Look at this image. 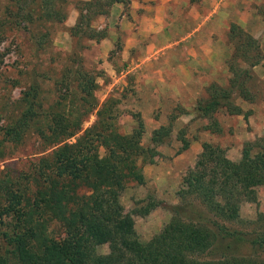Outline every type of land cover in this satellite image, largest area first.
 Here are the masks:
<instances>
[{
  "label": "rangeland",
  "instance_id": "1",
  "mask_svg": "<svg viewBox=\"0 0 264 264\" xmlns=\"http://www.w3.org/2000/svg\"><path fill=\"white\" fill-rule=\"evenodd\" d=\"M47 2L52 20L43 0H0V179L87 140L78 183L110 187L135 238L200 226L214 245L199 258L264 262V249L215 236L264 234V0ZM33 88L40 129L53 111L81 131L6 142Z\"/></svg>",
  "mask_w": 264,
  "mask_h": 264
},
{
  "label": "trees",
  "instance_id": "2",
  "mask_svg": "<svg viewBox=\"0 0 264 264\" xmlns=\"http://www.w3.org/2000/svg\"><path fill=\"white\" fill-rule=\"evenodd\" d=\"M43 4L44 18L52 20L55 10L47 0ZM39 95L34 88L25 93L22 103L27 110L22 118L1 128L6 142L22 143L33 128L40 135L48 132L70 138L81 131L83 123L78 118L71 120L53 111L44 116L46 132L40 129L36 120ZM96 128L97 124L92 129ZM96 135L105 138L104 132ZM93 146L87 140L65 144L54 158L42 157L32 163L27 173L0 179V264H264L253 259L199 258L214 245L209 230L200 226L179 225L164 242L135 238L134 220L113 209L110 187L97 178L78 183ZM247 158L248 151L243 171L257 175ZM216 228L217 238L264 249V234L246 239L224 225Z\"/></svg>",
  "mask_w": 264,
  "mask_h": 264
},
{
  "label": "crops",
  "instance_id": "3",
  "mask_svg": "<svg viewBox=\"0 0 264 264\" xmlns=\"http://www.w3.org/2000/svg\"><path fill=\"white\" fill-rule=\"evenodd\" d=\"M183 99H185L184 97H182Z\"/></svg>",
  "mask_w": 264,
  "mask_h": 264
}]
</instances>
